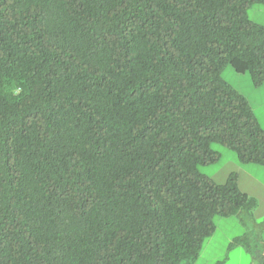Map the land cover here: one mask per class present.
Masks as SVG:
<instances>
[{"label":"trees","instance_id":"obj_1","mask_svg":"<svg viewBox=\"0 0 264 264\" xmlns=\"http://www.w3.org/2000/svg\"><path fill=\"white\" fill-rule=\"evenodd\" d=\"M264 0H0V264H194L264 165L226 65L264 78Z\"/></svg>","mask_w":264,"mask_h":264},{"label":"rangeland","instance_id":"obj_2","mask_svg":"<svg viewBox=\"0 0 264 264\" xmlns=\"http://www.w3.org/2000/svg\"><path fill=\"white\" fill-rule=\"evenodd\" d=\"M247 14L252 21L264 25V3L251 5ZM221 76L246 97L264 128V78L256 84L250 74L239 73L231 65L224 67ZM212 147L221 153V157L214 163L201 165L200 171L216 183H225L231 174L237 173L239 188L251 191L254 182L250 175L264 178V172L258 171L264 170V166L241 162L236 152L225 145L214 143ZM257 187L260 189L261 185L257 183ZM263 213L264 209L255 211L256 226H246L237 215L215 216L216 229L204 240L194 264H264V227L260 226Z\"/></svg>","mask_w":264,"mask_h":264},{"label":"crops","instance_id":"obj_3","mask_svg":"<svg viewBox=\"0 0 264 264\" xmlns=\"http://www.w3.org/2000/svg\"><path fill=\"white\" fill-rule=\"evenodd\" d=\"M256 114V113H255ZM258 118V117H257ZM261 125V124H260ZM262 126V125H261ZM263 128V127H262ZM264 129V128H263ZM260 165V164H258ZM261 166H264V165H261ZM263 169V168H261ZM260 171L261 173L264 172V170H258ZM251 182L253 183L254 182V187L251 189V191H245L243 189H241L243 192L247 193L248 195L252 196V197H255L258 201V205L256 207V209L254 210V216L253 218H249V219H246V221H244L246 223V226L248 225H258L256 220H255V211H258V210H261V209H264V178L262 177H255V176H251ZM257 183H259L261 185V188L259 189V187H257ZM239 185V184H238ZM260 194H263V197H260ZM263 198V199H262ZM264 214V213H263ZM264 216V215H263ZM242 220V219H241ZM252 222V223H251ZM260 226L264 227V217H263V220L260 224ZM259 226V227H260ZM260 264H263V263H260Z\"/></svg>","mask_w":264,"mask_h":264}]
</instances>
